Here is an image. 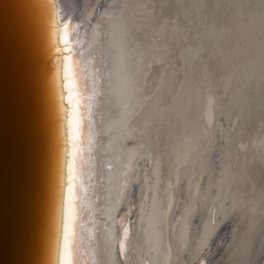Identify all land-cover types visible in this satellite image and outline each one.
Instances as JSON below:
<instances>
[{
	"label": "bare ground",
	"instance_id": "obj_1",
	"mask_svg": "<svg viewBox=\"0 0 264 264\" xmlns=\"http://www.w3.org/2000/svg\"><path fill=\"white\" fill-rule=\"evenodd\" d=\"M55 3L51 264L70 196L73 264H264V0Z\"/></svg>",
	"mask_w": 264,
	"mask_h": 264
},
{
	"label": "water",
	"instance_id": "obj_2",
	"mask_svg": "<svg viewBox=\"0 0 264 264\" xmlns=\"http://www.w3.org/2000/svg\"><path fill=\"white\" fill-rule=\"evenodd\" d=\"M56 6L35 0L33 13L28 0H0V264H51L59 117L51 90L48 113L54 57L41 45Z\"/></svg>",
	"mask_w": 264,
	"mask_h": 264
},
{
	"label": "snow or ice",
	"instance_id": "obj_3",
	"mask_svg": "<svg viewBox=\"0 0 264 264\" xmlns=\"http://www.w3.org/2000/svg\"><path fill=\"white\" fill-rule=\"evenodd\" d=\"M70 22L65 23L63 27L57 26L55 19L52 21V40H53V48L54 52L56 54V73H55V81H56V87L57 92L60 95V99L63 100L65 97L59 93V89L61 87V81H60V60L61 58L64 61L63 65V74H64V83L63 87L68 90V96L66 97L69 101V104L73 103V89L76 85V79H75V72H74V62L72 61V54L70 51V48L65 47L63 50L57 46V39H59L60 42L68 44L69 43V36H70ZM62 51L64 53H68V55H61ZM76 107L77 110L79 108V101H76ZM61 111L63 112L64 109L61 108ZM70 130L72 131L73 135L77 134V130L80 127V121L79 119H76L73 117L69 121ZM72 197L69 198V204L66 209L65 213V219H64V231H63V239L61 241L59 236V231L57 234V240H56V250L59 254L58 261H54V264H73L71 260L72 256V244L73 240L72 237L74 236L73 231V221H74V214L75 209L74 206L71 203ZM122 250V245H121Z\"/></svg>",
	"mask_w": 264,
	"mask_h": 264
},
{
	"label": "rangeland",
	"instance_id": "obj_4",
	"mask_svg": "<svg viewBox=\"0 0 264 264\" xmlns=\"http://www.w3.org/2000/svg\"><path fill=\"white\" fill-rule=\"evenodd\" d=\"M28 3H29V6H30V9L33 10V13H34L35 0H28ZM35 22H36V20H35ZM42 40H43V38H42ZM42 44L43 45H41V47L43 48V50H46V49L48 50V41L46 40V38L42 41ZM43 79H44L43 80V85H45L46 99L48 101V106H47L48 107V113L50 115L52 107H53L52 98H50V83H49V80L46 78V76H44Z\"/></svg>",
	"mask_w": 264,
	"mask_h": 264
}]
</instances>
